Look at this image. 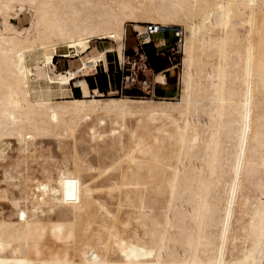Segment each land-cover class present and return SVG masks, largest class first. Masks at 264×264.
<instances>
[{
	"label": "bare ground",
	"instance_id": "obj_1",
	"mask_svg": "<svg viewBox=\"0 0 264 264\" xmlns=\"http://www.w3.org/2000/svg\"><path fill=\"white\" fill-rule=\"evenodd\" d=\"M127 22L182 27L176 101L74 95ZM0 264H264V0H0Z\"/></svg>",
	"mask_w": 264,
	"mask_h": 264
},
{
	"label": "rangeland",
	"instance_id": "obj_2",
	"mask_svg": "<svg viewBox=\"0 0 264 264\" xmlns=\"http://www.w3.org/2000/svg\"><path fill=\"white\" fill-rule=\"evenodd\" d=\"M36 19V12L33 10L32 7H30V5H26L25 9L23 11H21V15H19L17 18L14 19L15 25L20 27L21 29L23 27H28L31 28L33 22ZM143 23L145 22H141L139 23V25L143 26ZM170 27H174V26H168V28ZM180 28V27H179ZM182 30V27L180 28ZM168 31V30H167ZM166 32H163V34L161 33L160 35H155L154 36V42H156V38H160L162 37V39H164V37H166V35H164ZM127 38L126 40V44H125V54H133L134 53V49L133 47L136 45L137 41H136V33H135V27L134 24L131 22H127ZM167 40V38H166ZM171 41L166 44L169 50L165 51V54L163 57L160 58H164L165 55H167V58L169 60V63L171 64V66L167 69L164 70V72L162 73V75L160 77H158L157 79H155L154 77H151L149 79V81L147 82H141V83H137L136 85H131L130 87H126V88H122L121 86V76H122V66L126 59L124 60V62H121L118 59V56L115 52L112 53H107L106 55H104L103 61L99 63L98 69L96 71V73L94 75H90V76H86L83 77V87H84V95L85 97H90L91 96V90L89 89V82L90 84L94 85L96 88H99L100 91H102L104 93V97H102V99H106L109 98L111 96H129L130 98L133 99H145V100H150L152 98H154L155 101L160 100V97H164L167 98V100L169 101H176L179 97H180V93L182 90V74H183V49L182 52L180 54H176V53H172V42L173 39H170ZM154 42H152V47H154ZM93 45H96L98 48H101V46H103L102 43L100 42H94ZM96 51V50H95ZM89 57V53H86L85 55H83V59ZM158 57V56H157ZM79 57H75V58H65V57H56L54 59V61L50 64V72L54 75L57 76L59 73V70L63 71V70H67L69 68L72 67H77L80 65L81 61H79ZM28 64L33 68L34 74L36 76L37 81L33 84L34 88L38 89V87L42 84L44 85V83H46L47 80V69L42 66L40 63L39 58L36 59V56H34V54L30 55L27 59ZM36 63V64H34ZM39 68V69H38ZM127 68V67H126ZM128 69V68H127ZM39 70V71H38ZM105 71H108L109 74H111V78L108 76V74H105ZM43 73V74H42ZM103 74H105L106 76L104 77ZM38 77V78H37ZM44 81V82H43ZM89 81V82H88ZM168 81H175V93L172 95H161V91L158 88V86L156 87V90H153V84L155 82L157 83H162V84H167ZM73 87V91H74V95L75 96H81V91L80 88L76 86V83H73L72 85ZM36 89V90H37ZM106 89H108V91H105ZM111 90H115L116 93L114 95L109 94V92ZM55 100H61L59 99V97L57 96L55 98ZM140 107V106H139ZM138 107V108H139ZM169 113L170 115H168L169 113L167 112V116H177V112L173 109H169ZM160 114H155L154 119H158V121L153 124L150 125L149 127L151 129H153L155 126H159L160 122L163 123V120L161 121V119L159 118ZM196 115L198 120L201 122V108L200 106L196 109ZM65 121H64V126H66V128L75 136H77L78 134L75 133L74 130V123L72 125L71 123V112L68 111L65 114ZM156 117V118H155ZM92 118H94V116H92ZM71 123V124H70ZM161 123V124H162ZM158 124V125H157ZM156 128V127H155ZM139 132H142V129H139ZM41 139L43 141V144L46 145H51L53 146L54 143V134L53 132H42L41 133ZM157 215H160V212H158L157 210ZM115 222L118 223V221L115 219Z\"/></svg>",
	"mask_w": 264,
	"mask_h": 264
},
{
	"label": "built area",
	"instance_id": "obj_3",
	"mask_svg": "<svg viewBox=\"0 0 264 264\" xmlns=\"http://www.w3.org/2000/svg\"><path fill=\"white\" fill-rule=\"evenodd\" d=\"M166 30H171L175 37L174 45L171 48L172 53H181V46L184 42V34L179 27L165 28L157 23H145L143 31L135 29L137 43L133 47L134 53L126 55V61L123 65H121L122 88L130 87L131 85H136L141 82H147L151 78V75L156 73L150 59L151 55L147 52L146 46L152 44L153 37L155 35L163 33ZM164 54L165 51L161 50H156L154 53V55L158 57H163Z\"/></svg>",
	"mask_w": 264,
	"mask_h": 264
},
{
	"label": "crops",
	"instance_id": "obj_4",
	"mask_svg": "<svg viewBox=\"0 0 264 264\" xmlns=\"http://www.w3.org/2000/svg\"><path fill=\"white\" fill-rule=\"evenodd\" d=\"M164 32H166L164 35H166V37H164V39H162V37H160V38H156V42H154V39L155 38H153V42L155 43L154 44V48H155V50H161V51H166V50H169L168 49V47H167V43H168V41L170 42L171 40L170 39H173V42H172V47H173V45H174V41H175V37H174V35H173V32L171 31V30H166V31H164ZM161 34V33H160ZM160 34H158V35H160ZM163 34V33H162ZM157 36V35H156ZM126 38H127V36H126ZM166 38H167V40H166ZM125 44H126V40H125ZM104 58V57H103ZM100 62H102V61H100ZM99 62V63H100ZM99 63H98V66H99ZM98 66L95 68V70H93V71H91L90 73H88L87 75H85V76H83V77H86V76H90V75H94L96 72L95 71H97V69H98ZM169 68V67H168ZM167 69V68H166ZM165 70V69H164ZM163 70V71H164ZM64 71H66V70H63V71H61V70H59V72H64ZM105 74H108V76L111 78V74H109V72L108 71H105ZM82 77V78H83ZM89 82V81H88ZM73 83H76V82H73ZM174 84H175V81H168L167 82V84H162V83H157V82H155L154 84H153V90H156V87L158 86V88L160 89V91H161V95H165V94H167V95H172V94H174L175 93V91H176V89H175V86H174ZM76 86H77V83H76ZM84 85H83V83H82V85H79V86H77V87H79L80 88V91H81V96H85L84 95V87H83ZM96 88V87H95ZM89 89L91 90V93L93 92V89L94 88H91V86H90V84H89ZM96 89H98L99 90V88H96ZM100 91V90H99ZM111 91H114V92H116L115 90H111ZM102 92V91H101ZM103 93V92H102ZM110 93V92H109Z\"/></svg>",
	"mask_w": 264,
	"mask_h": 264
},
{
	"label": "trees",
	"instance_id": "obj_5",
	"mask_svg": "<svg viewBox=\"0 0 264 264\" xmlns=\"http://www.w3.org/2000/svg\"><path fill=\"white\" fill-rule=\"evenodd\" d=\"M146 50L151 55V57H150L151 62H152L153 66L157 72H160V71L171 66V64L169 63V60L167 58V55H165V57L163 59L154 55L156 50L154 47H152L151 44L146 46ZM103 76L105 77L106 75L103 74ZM89 84H90V82H89ZM90 86H91V88H95V86L92 84H90ZM105 91H108V89H106Z\"/></svg>",
	"mask_w": 264,
	"mask_h": 264
}]
</instances>
